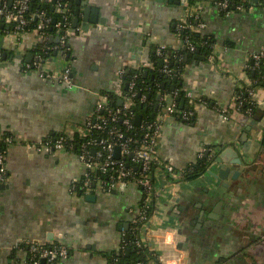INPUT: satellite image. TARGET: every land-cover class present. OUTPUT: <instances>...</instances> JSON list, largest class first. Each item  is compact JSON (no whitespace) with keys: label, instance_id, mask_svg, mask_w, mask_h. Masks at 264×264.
I'll return each instance as SVG.
<instances>
[{"label":"crops","instance_id":"crops-1","mask_svg":"<svg viewBox=\"0 0 264 264\" xmlns=\"http://www.w3.org/2000/svg\"><path fill=\"white\" fill-rule=\"evenodd\" d=\"M67 1L73 2L70 59L55 34L51 56L42 68H34L38 34H0V138L13 136L3 148L6 178L0 182L7 187L0 189V264H29L30 252L22 243L35 240L69 248V256L57 264H111L110 254L126 244L143 189H97L92 192L96 199H87L75 187L87 172L76 151L40 152L28 144L76 129L100 93L117 89L118 70L150 59L153 46L187 49L178 24L189 12L204 23L198 32L212 37L213 57L200 59L197 50L185 51L188 63L177 89L190 91L195 103L179 96L184 100L183 106L177 100L179 106L192 113L163 118L157 150L178 171L201 152L215 159L193 178L182 172L169 178L165 170L157 171L160 196L143 236L160 264H264V171L259 169L264 165V116L254 119L264 103L246 118L237 110L230 118L220 111L234 107L253 54L264 49V8L226 15L215 0L191 5L188 0H86L99 10V19L84 23L81 7L75 26L77 5ZM66 65L70 85L41 75L61 72ZM258 91L264 101V87ZM226 152V161L218 162ZM224 168L229 172L221 177ZM124 223L128 230L120 228Z\"/></svg>","mask_w":264,"mask_h":264},{"label":"built area","instance_id":"built-area-1","mask_svg":"<svg viewBox=\"0 0 264 264\" xmlns=\"http://www.w3.org/2000/svg\"><path fill=\"white\" fill-rule=\"evenodd\" d=\"M216 5L219 7L222 12L226 15L234 11H252L256 8V3L250 2L247 5L244 3L231 6L230 0H215ZM30 5V0H14L13 10L4 11L6 4L0 6V23L5 24L12 23L16 20L18 23L16 25L15 32L18 35H21L22 29L28 24V8ZM264 8V4L262 5ZM58 12L61 14L64 24L68 23L70 17V8L67 7V4L58 3L57 6ZM39 23L34 31L38 34L39 38L43 41L46 40L47 36L44 32V28L49 21V18L45 15L44 12L38 13ZM191 18L198 19V16L194 13H190L183 17L179 24L178 30L182 34L185 43L187 44L189 50L195 51L198 49L199 44L192 43L189 40L188 35H183L186 31H200L204 27L202 21L197 20L193 22ZM61 22L58 24L60 25ZM68 28H66V35L69 34ZM60 45H65L67 42L66 36L64 34L60 35ZM158 55L161 57L162 61V72L165 74V77H168L173 73V68L170 67V57L163 53L161 48L157 49ZM210 57H213L211 55ZM254 58L253 68H259L260 63L264 58V49L256 52L252 56ZM42 57L40 55H35L33 61L34 68H37L42 63ZM126 65L121 67L118 70V80L119 86L117 89H114L118 96L122 95V85H123V74L127 67ZM133 68H148L154 69L155 62L151 58L144 60L143 62L132 66ZM250 67V66H249ZM247 71V69H246ZM70 65H66L61 72H41L43 77L57 80L61 83L72 84V75H71ZM248 74V73H247ZM246 84L242 86L249 97L251 98V105L245 109L243 116L250 117L254 112L255 108L261 106L264 101L263 97L258 91V87L252 86L254 80H252L249 75L243 80ZM134 81L130 82V92L128 95L123 96L122 107L112 108L108 105L109 97L106 94L100 93L96 102L94 109L87 115L84 121L77 126L80 135L85 136V140L79 144V151L77 152L79 158L84 162L87 168V172L84 175L83 179L76 183L75 187L81 188L83 193H92L97 189H102L107 192L114 191H123L129 185H136L141 187L144 191L146 207L151 204V201L159 199L160 196V187L157 185V171L159 169L165 170L166 173L172 174L175 176L178 171L174 165L163 159L158 154V141L162 131V121L163 118L174 115L180 117H188L192 111L182 109L179 106L178 95L181 89H176L172 93H161L160 95V104L162 106L160 112L157 115V119L151 122H145L144 124V135L143 138L137 139L134 137H126L125 131L116 125V121L121 116L123 110L131 109L133 105V96L136 95V90L134 88ZM171 99H169L170 97ZM186 96L191 103H195L193 94L190 91L186 92ZM239 100L236 103H233L237 108H240L245 103V98L241 95L235 97ZM146 100V94H143L141 101ZM180 109V110H179ZM103 111L106 112V115H95V112ZM221 113L226 118L231 116L226 113V108H220ZM179 112V113H177ZM133 116L134 112L131 111L129 116L123 118V123L125 124L127 130L133 129ZM75 130V129H74ZM74 130L67 131L70 134ZM97 131H106L107 133L102 136H95ZM5 143H12L13 136L11 134L4 137ZM135 143V146L132 147V144ZM75 144L68 143L65 141L63 136L58 137L55 140L44 138L40 141L28 144V147L34 148L40 152H54L60 149H66L70 151H75L73 147ZM120 148L119 157L115 156L116 148ZM94 149V152H93ZM203 152L200 153V155ZM132 155L131 159L128 160L127 157ZM5 155L0 151V181H3L6 178V169L4 165ZM146 209H138V212L132 223H137L142 220L144 223L140 228L138 244L146 245L148 243L147 238L143 236L148 233L147 223L150 221L151 216L147 218L145 214ZM25 246L28 247L30 252V262L29 264H55L61 259H65L69 256V248L63 244H46L43 241H25ZM142 264V262H138Z\"/></svg>","mask_w":264,"mask_h":264},{"label":"trees","instance_id":"trees-1","mask_svg":"<svg viewBox=\"0 0 264 264\" xmlns=\"http://www.w3.org/2000/svg\"><path fill=\"white\" fill-rule=\"evenodd\" d=\"M250 2H254V0H230L231 6H235L240 3H244L247 5ZM6 4V7L4 8V11L13 10L14 0L12 5H9V0H2L0 2V6ZM58 3L61 4H67V7L70 8V17L68 20V23L64 24V20L62 19L61 14L57 10ZM70 1L67 0H56L55 3H53V0H30V5L28 8V24L22 29L21 34L25 32H32L38 25L40 19L39 15L36 17L35 15L44 12L45 15L49 18V21L47 22L44 32L46 33V40L40 39L38 43L34 46L32 49L34 52V55H40L43 60H45L47 57L51 56V42L50 37L55 34H64L66 36L67 42L65 45L61 46V49L66 53V58L70 59V49L68 47V39L69 34L66 35V28L68 30L71 29V19L73 16V10L69 6ZM188 4L195 3V0H188ZM256 5L262 6L264 4V0H259L258 2H255ZM193 22H196L194 18H191ZM61 22L60 25H58ZM17 21L14 20L12 23L5 24L3 22L0 23V34L3 32L8 31H15ZM72 30V29H71ZM70 30V31H71ZM183 35H188L189 40L192 43L199 44V47L197 51L199 50L200 53L204 54L207 58L213 55L214 50V43L213 39L209 34H203L202 32L198 31H186L183 33ZM161 48L163 53L168 55L170 58V67H172L173 73L169 75L168 77H165V74L162 72L163 66L160 64L161 57L157 53V49ZM189 50L188 46L187 49H178V50H172L169 51L167 48L159 47V46H153L151 51V59L155 62V68L154 69H148V68H133V67H127L123 74V85H122V95L118 96L114 90L109 91H103V94L108 95V105L112 108H119L122 107V103H119V100L123 96H126L130 92V82L134 81L135 83V90L136 95L133 96V105L131 106V109L123 110L121 113V116L116 121V125L120 127L122 130L125 131L126 137H134L138 140L143 138L144 135V124L145 122H151L155 121L157 119V115L160 112L162 106L160 104V94L162 93H172L174 90H176L178 87H182V84H180L181 81V74L188 63V61L185 60V51ZM196 52V50L194 51ZM192 51V53H194ZM3 57V49L0 47V59ZM42 60V61H43ZM254 64L251 65L249 68H247V73L249 77L254 80L253 85L255 87H264V58L260 63L259 68H253ZM148 71V74L145 75V71ZM165 82L166 86L163 87L162 83ZM175 83V84H174ZM174 86V88L172 87ZM237 94L241 95L243 98H245V103L242 107L237 108L234 104L233 106H229L226 109V113L230 116L233 114V110L240 111L242 113L245 112V109L251 105H254L251 103V98L249 97L247 91L240 87V89L237 90ZM143 94H146V100L141 101V97ZM186 95V92L184 90H181L179 92L178 97H184ZM239 99L236 98L234 100V103L238 101ZM258 107H256L254 110H256ZM180 110V109H179ZM134 112L135 116L137 113H140L142 115L141 121L139 124L135 122V116H133V129L127 130L125 124L123 123V118L125 116H129V114ZM179 113V112H177ZM95 115H106V112L98 111L95 112ZM94 134L95 136H102L105 135L106 131H97ZM63 136L65 138V141L68 143H73L75 146L73 149L78 152L79 151V144L85 140V136L80 135L79 130L75 129L73 133H69L67 131L60 132V134L48 136L46 138L55 140L58 137ZM3 136L0 138V151L4 152L5 149L4 146L6 143L4 142ZM264 143V139L262 141ZM135 146V143L132 144V147ZM128 160L131 159V157H127ZM215 159V154L210 155L203 153L199 155L197 160L195 162H192L189 166H187L183 171V175L187 178H193L196 176H199L203 173H205L210 166V164ZM168 174V173H167ZM172 174H168V177L170 178ZM83 179V178H82ZM81 179V180H82ZM140 210L146 209L145 214L147 218H149L156 208V200L151 201V204H149L146 207V201H145V195L140 203L139 206ZM144 223L143 219L138 221L137 223H132L130 229L128 230L130 233V239L126 244H123L122 249L114 251L112 254H110V262L111 264H138V262H142V264H160V261L158 259V255L156 251H154L153 248L147 243L146 245L138 244L139 239V233L140 228L142 224ZM22 245L25 246L24 243ZM129 248L130 252L129 254L126 253V249ZM56 262L55 264H57Z\"/></svg>","mask_w":264,"mask_h":264},{"label":"water","instance_id":"water-1","mask_svg":"<svg viewBox=\"0 0 264 264\" xmlns=\"http://www.w3.org/2000/svg\"><path fill=\"white\" fill-rule=\"evenodd\" d=\"M254 1H255V2H258L259 0H254ZM55 2H56V0H53V3H55ZM86 2H87L86 0H75V3H76V5H77V7L75 8V13H76V17H75V19H74V25H75V26L78 25V22H79V15H80V13H81V7L84 8V16H83V20L85 21L84 23H86V21H93V22H96V21H98V19H99V18L97 17V15H98V11H99V10H98L96 7H91V6H90L89 4H87ZM12 3H13V0H9V5H12ZM69 6H70V7H73V2H70V3H69ZM35 16L37 17L38 14H36ZM84 28L86 29V28H88V26H86V27H84ZM30 56H32V54H31ZM196 57H197V58H200V59H204L205 56H204V54L201 55V54H200V51L198 50V51H197V55H196ZM27 60L30 61V57H29ZM43 62H44V61H43ZM160 64L162 65V61H160ZM41 68H42V65H41ZM144 74L147 75V74H148V71L146 70ZM173 88H174V87H173ZM178 100L181 101V106H183V104H184V100L181 99V98H178ZM119 103H122V100H119ZM263 116H264V110H263V109H259V110H257V112L255 113V115H254V119H255V120H256V119H260V118H262ZM141 117H142V115H141L140 113H137V114H136V116H135V122H136L137 124L140 123V121H141ZM244 118H245V117H244ZM229 151H230V149H228L227 152H229ZM93 152H94V149H93ZM207 152H208V151H207ZM227 152H226V153H220V154H219V157H217V161H218V162L226 161V160H225V157H228V155H229V154H227ZM119 155H120V148L117 147L116 150H115V156H116V157H119ZM130 157H132V155H130ZM232 162H238V163H241V160H240L239 158H234V159H232ZM228 172H229V170L226 169V168L221 169V171H220V176H221V177H225L226 174H227ZM211 173H212V171H211ZM234 174H235V176L237 177V176L240 174V171H239V170L234 171ZM6 187H7V184H6V183H4V182H0V189L6 188ZM85 196H86L87 199H90V200H94V199H96V194H94V193H87ZM128 226H129V223H124V224L120 225V228L122 227V228H124L125 230H128ZM129 239H130V234H129V233H126V234H125V241L128 242ZM129 252H130V249L127 248V249H126V253L129 254Z\"/></svg>","mask_w":264,"mask_h":264},{"label":"flooded vegetation","instance_id":"flooded-vegetation-1","mask_svg":"<svg viewBox=\"0 0 264 264\" xmlns=\"http://www.w3.org/2000/svg\"><path fill=\"white\" fill-rule=\"evenodd\" d=\"M207 153V152H206ZM214 161V160H213ZM260 169V171H264V165H261V168H259ZM207 170H209V167H208V169ZM247 171V173H249V169H247L246 170ZM248 176V175H247ZM246 176V177H247ZM243 178H245V177H243ZM247 179V178H246ZM245 180V179H244Z\"/></svg>","mask_w":264,"mask_h":264}]
</instances>
